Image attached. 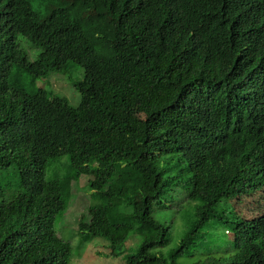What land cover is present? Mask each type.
I'll return each instance as SVG.
<instances>
[{
  "label": "trees",
  "instance_id": "obj_1",
  "mask_svg": "<svg viewBox=\"0 0 264 264\" xmlns=\"http://www.w3.org/2000/svg\"><path fill=\"white\" fill-rule=\"evenodd\" d=\"M19 36L41 49L35 61ZM72 63L84 71L78 107L19 85L23 73ZM9 169L0 264H71L75 248L56 223L80 175L99 202L78 234L101 240L108 257L181 264L192 251L210 255L222 223L235 253L224 240L221 255L191 264H264V214L220 210L264 185V3L0 0V172Z\"/></svg>",
  "mask_w": 264,
  "mask_h": 264
},
{
  "label": "rangeland",
  "instance_id": "obj_2",
  "mask_svg": "<svg viewBox=\"0 0 264 264\" xmlns=\"http://www.w3.org/2000/svg\"><path fill=\"white\" fill-rule=\"evenodd\" d=\"M18 43L20 48L27 54L30 61H35L41 49L36 48L27 38L19 36ZM84 71L83 68L77 66L76 64H71L70 68L66 72H58L51 74L47 77H41L33 79L29 74L23 73L20 78V87L24 89L28 94H34L37 91L43 90L50 96H58L67 99V101L74 107H78L81 103V95L77 91L75 84L83 80ZM112 133L108 132L104 137L106 142L111 140ZM60 171L62 174L60 176L68 175V167L71 164L70 158H64L60 162ZM14 170L9 169V171L0 172V181L5 176H8V180H13L10 175H13ZM78 181L75 180V190L71 197L69 207L67 208L66 214L60 218L56 223V229L59 235L67 242L73 245L74 254L71 259V264H124L123 255L116 257H108L106 248L102 245L101 240L93 239L90 240L86 236L78 234V224L79 219L84 212L87 211L89 203H98L96 195L90 190L88 183L89 179L87 176H77ZM85 179V180H84ZM244 198L239 200V196L226 200L220 206V210L226 214V219L232 218L233 220H238L241 213L245 217L252 219L250 217L254 215L255 209H250L248 207L250 204L256 206V211L260 214H264V185L254 189L250 193L243 196ZM94 198V199H93ZM244 203V206H242ZM179 222L180 218L177 216ZM165 221V220H163ZM165 226L171 227L172 225L168 220L165 221ZM178 225L174 226L172 229V246H177L179 239L182 234L181 229ZM228 226L226 225V228ZM212 237L216 240V245H213L209 251L210 255H203L204 249H199L197 251H192L189 255L184 256L181 260V264H191L199 260L206 262L213 257H218L221 255L225 249L220 248L224 240L226 242V256H230L235 253L233 244V234H224V225L222 223L218 224L212 231ZM207 252V251H206ZM104 253V254H100Z\"/></svg>",
  "mask_w": 264,
  "mask_h": 264
},
{
  "label": "clouds",
  "instance_id": "obj_3",
  "mask_svg": "<svg viewBox=\"0 0 264 264\" xmlns=\"http://www.w3.org/2000/svg\"><path fill=\"white\" fill-rule=\"evenodd\" d=\"M249 3H251V0H247ZM263 3H264V0H261ZM80 177H81V175H80ZM88 179H92V177L91 178H88ZM75 180L76 181H78V179H77V176L75 177ZM85 180V179H84ZM89 184V183H88ZM75 185H74V187H72V195H73V192H74V190H75ZM90 188V187H89ZM90 190H91V188H90ZM92 191V190H91ZM94 192V191H93ZM94 194H95V192H94ZM96 195V194H95ZM94 199V198H93ZM91 204H93V202L92 203H89V206L91 205ZM89 206H88V208H87V211L86 212H84L82 215H88V211H89ZM248 207H250V205L248 206ZM255 209V212H254V215L253 216H250V217H258V216H261L257 211H256V207L254 208ZM82 217V216H81ZM81 217H80V219H81ZM83 218H84V216H83ZM243 218V217H242ZM80 219H79V221H80ZM245 219H249V218H247V217H245ZM88 220V219H87ZM79 225V224H78Z\"/></svg>",
  "mask_w": 264,
  "mask_h": 264
}]
</instances>
